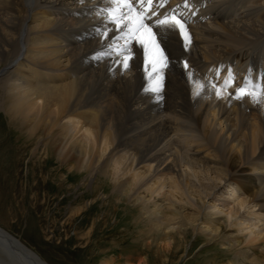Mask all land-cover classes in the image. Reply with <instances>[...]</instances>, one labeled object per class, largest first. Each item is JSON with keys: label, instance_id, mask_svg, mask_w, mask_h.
Instances as JSON below:
<instances>
[{"label": "bare ground", "instance_id": "bare-ground-1", "mask_svg": "<svg viewBox=\"0 0 264 264\" xmlns=\"http://www.w3.org/2000/svg\"><path fill=\"white\" fill-rule=\"evenodd\" d=\"M193 1L205 7L178 15L187 40L146 20L167 57L156 93L144 47L113 23L124 0H0V109L90 181L104 174L140 211L147 248L192 233L227 264H264V104L234 98L264 84V0ZM0 264L50 263L0 225Z\"/></svg>", "mask_w": 264, "mask_h": 264}, {"label": "rangeland", "instance_id": "rangeland-1", "mask_svg": "<svg viewBox=\"0 0 264 264\" xmlns=\"http://www.w3.org/2000/svg\"><path fill=\"white\" fill-rule=\"evenodd\" d=\"M34 139L0 109V225L50 264H227L218 245L192 233L177 248H147L140 211L116 201L104 174L90 181Z\"/></svg>", "mask_w": 264, "mask_h": 264}, {"label": "snow or ice", "instance_id": "snow-or-ice-1", "mask_svg": "<svg viewBox=\"0 0 264 264\" xmlns=\"http://www.w3.org/2000/svg\"><path fill=\"white\" fill-rule=\"evenodd\" d=\"M83 2V0H82ZM117 4L120 3V0H115ZM136 0H124V6L128 9V13L121 17L120 19L112 18L113 23L120 24L121 27H127L128 32L126 36L129 40H137L145 49V70L148 71L147 65L151 66V71L148 73L150 78L154 82V87L151 91L160 93L161 92V72L167 67V57L164 56V50L160 46V41L157 39V31L168 32L179 30L181 35L188 39L185 22L178 18V15L175 14L174 10L172 12L166 13L162 18H157L154 21L157 31L153 30L146 20H150L151 17L146 15L144 11L137 12L133 4ZM141 8H147L148 11L152 12V15H157L155 12L154 0H139ZM167 3V0H160V7H164ZM123 21V23H122ZM104 33H101V36H104ZM104 55V53H101ZM118 55L122 57V67L124 70L130 68V61L133 59V53L131 49L127 46V43L124 47L119 49ZM187 67V65H185ZM233 81L226 80L224 85L217 87V85L211 84L210 87L216 88V95L222 96L224 93L222 89H227L231 86ZM231 97L232 93H228ZM236 100L244 101L250 99L254 104L261 105L264 104V84H254L251 81H245L243 86L236 88L235 96Z\"/></svg>", "mask_w": 264, "mask_h": 264}]
</instances>
